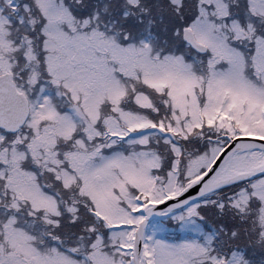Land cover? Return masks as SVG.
I'll return each mask as SVG.
<instances>
[{"label": "snow or ice", "instance_id": "snow-or-ice-1", "mask_svg": "<svg viewBox=\"0 0 264 264\" xmlns=\"http://www.w3.org/2000/svg\"><path fill=\"white\" fill-rule=\"evenodd\" d=\"M0 264H264V0H0Z\"/></svg>", "mask_w": 264, "mask_h": 264}]
</instances>
